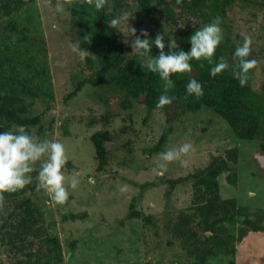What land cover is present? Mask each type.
Returning a JSON list of instances; mask_svg holds the SVG:
<instances>
[{"label":"rangeland","instance_id":"1","mask_svg":"<svg viewBox=\"0 0 264 264\" xmlns=\"http://www.w3.org/2000/svg\"><path fill=\"white\" fill-rule=\"evenodd\" d=\"M23 1V2H22ZM116 21L126 55L135 52L130 36L140 21L131 0H124ZM56 0H0V93L14 94L32 102L31 115H39L40 129L31 128L41 140H58L66 150L69 166L62 172L65 186L79 174V186L68 187L63 205H53L49 196L37 188L36 167L32 199L41 212L48 232L57 236L60 264H185L177 241H168L165 222L190 199L186 184L167 188L166 184L147 186L158 178L184 176L205 165L211 154L236 149V184L229 185L225 173L218 176L219 193L234 198L250 211H264V153L256 140L233 135L227 124L209 109L166 115L133 103L129 109L118 105L119 97L104 81L97 86L83 84L75 89L88 71L87 53L79 51L70 39L68 10L55 7ZM232 36L243 43L251 38L256 58L251 88L264 86V5L239 0L226 12ZM142 29L149 27L143 25ZM105 101V103H104ZM174 115V116H173ZM169 127L159 151L149 152L161 133ZM100 130L107 163L96 170V159L89 136ZM191 143L195 151L169 163L163 176L156 174L155 161L161 152ZM126 186V191H120ZM169 191V193H166ZM140 212L128 216V204ZM145 217L149 221H145ZM13 255L0 246V262L11 263ZM14 259V258H13ZM12 259V260H13ZM229 257L211 258L226 264ZM233 264H264V232H248L234 244Z\"/></svg>","mask_w":264,"mask_h":264},{"label":"trees","instance_id":"2","mask_svg":"<svg viewBox=\"0 0 264 264\" xmlns=\"http://www.w3.org/2000/svg\"><path fill=\"white\" fill-rule=\"evenodd\" d=\"M123 1L107 0L101 10L81 5L79 0H74L70 7L66 6L73 32L70 41L79 51L87 53L85 67L88 71L69 95L83 84L97 86L108 81L109 87L119 97V107L129 109L133 103L144 107L146 116L142 123L152 110H161L165 115L171 111L176 115L209 109L227 124L234 136L256 140L257 150L264 153V86L259 90L251 88L254 68L249 71L244 86L234 78L233 73L238 70L235 66L215 77L210 76L211 68L220 62L221 57L231 60L235 49L242 44L239 34L232 36L226 19L227 10L239 0H182L179 5L176 0H131L140 18L134 26L136 34H140L143 25L149 27L150 39L160 32L165 39L166 53L189 51L190 36L214 18L221 19L224 38L216 48L212 63L207 60L190 61L193 72L172 75V86L166 93L165 82L158 74L141 69L136 51L126 55L116 25L112 26L111 22L116 20L122 6L127 5ZM242 1L264 5V0ZM173 42L176 46L167 47ZM158 51L153 45L151 55H158ZM248 58L256 60L252 52ZM193 78L203 88L200 97L186 94V85ZM161 95L173 98L172 104L158 106ZM32 105L31 101L20 96L0 93V132L21 126L29 133L31 128H36L38 133L40 116L31 115ZM169 132L167 127L148 151H159ZM89 140L96 159L95 169L102 170L107 156L101 131L93 132ZM237 155L236 149H226L221 154H211L205 165L184 176L166 180L160 177L151 184L144 182L140 185V189L160 184H166L170 189L176 185L188 186V206L170 216L163 227L169 236L168 241H177L187 260L185 264H215L211 260L214 257H229L226 264H233L234 244L248 232H264V211H250L248 206L238 204L234 198H223L219 193L220 174L225 173L224 178L229 185L236 184V171L232 166L237 163ZM69 165L68 161L66 166ZM35 175L36 171L31 173L33 178ZM33 192L34 181L22 190L4 194L5 202L0 207V246L13 255L10 264H60L62 257L58 238L48 232L43 212L32 199ZM132 201L128 204V216L137 217L140 212L134 209ZM145 221L148 222L149 218L145 217Z\"/></svg>","mask_w":264,"mask_h":264},{"label":"clouds","instance_id":"3","mask_svg":"<svg viewBox=\"0 0 264 264\" xmlns=\"http://www.w3.org/2000/svg\"><path fill=\"white\" fill-rule=\"evenodd\" d=\"M74 0H56L55 7L58 11H63L65 6H71ZM81 5L87 4L94 6L96 10H101L107 3V0H79ZM182 0H176L179 5ZM112 26L117 24L113 20ZM221 19L214 18L210 23L204 25L201 29L195 31L189 38L190 50L179 52H165L164 36L158 32L154 39L149 38L147 30L141 29L137 35L135 28L131 29L130 36L134 37L131 41L140 58L141 69H147L152 73L159 75L164 81L165 93L172 86L171 76L174 74L193 72L190 61L207 60L212 63V57L215 55L216 48L223 41V32L220 27ZM143 37V38H142ZM251 38L244 37L243 43L235 49L231 60L221 57L220 62L215 64L210 70V76L215 77L231 66H235L234 78L239 81L241 86L247 83L248 73L253 69L257 61L249 59L251 55ZM155 46L158 49V55L152 56L151 49ZM176 46L175 42L167 44V47ZM187 95L200 97L203 95L201 84L195 79H191L185 88ZM171 97L161 95L158 97L159 105H171ZM194 146L191 143H184L178 148L169 149L161 152L159 158L155 161L156 174L163 176L167 165L179 161L181 166L187 167L188 161L183 159L190 152H194ZM39 162L37 188L42 189L50 198L53 205H63L69 197L68 187L75 190L79 186V174H74L69 185L65 186V176L62 169L68 163V157L64 145L58 140H41L34 134H30L23 127L17 126L14 130L0 132V207L5 202V193H14L25 188L32 183L31 173L36 171V165ZM120 191H126V186L121 187Z\"/></svg>","mask_w":264,"mask_h":264},{"label":"water","instance_id":"4","mask_svg":"<svg viewBox=\"0 0 264 264\" xmlns=\"http://www.w3.org/2000/svg\"><path fill=\"white\" fill-rule=\"evenodd\" d=\"M142 97V96H141Z\"/></svg>","mask_w":264,"mask_h":264}]
</instances>
